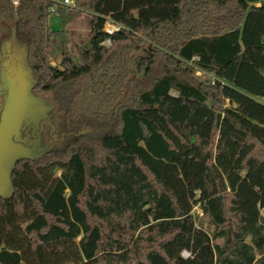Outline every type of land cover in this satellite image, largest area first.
<instances>
[{
	"label": "trees",
	"instance_id": "16d2710c",
	"mask_svg": "<svg viewBox=\"0 0 264 264\" xmlns=\"http://www.w3.org/2000/svg\"><path fill=\"white\" fill-rule=\"evenodd\" d=\"M74 2L0 0V83L20 44L59 117L0 197V264H264V0ZM54 13L90 24L61 67Z\"/></svg>",
	"mask_w": 264,
	"mask_h": 264
},
{
	"label": "rangeland",
	"instance_id": "374dc122",
	"mask_svg": "<svg viewBox=\"0 0 264 264\" xmlns=\"http://www.w3.org/2000/svg\"><path fill=\"white\" fill-rule=\"evenodd\" d=\"M49 23L52 29L60 30L58 41L55 44L56 55L51 64L61 67L62 47L78 59L80 47H83L90 39V24L87 17L67 15L65 18L54 13ZM1 70L0 104L9 111L12 110L10 117L21 122V129L29 125L31 126L30 131L35 130L36 137H31L34 142L31 147V156L40 155L56 145L55 131H57L59 117L54 98L51 94L39 92L33 88V79L26 62L25 52L20 44L14 46L7 58L2 60ZM138 73L143 74V71H138ZM195 74L202 80L213 79L210 74L200 69H196ZM193 214L197 225L213 234L214 227L199 205L194 206ZM247 240L250 242V237ZM214 241L223 243L221 238ZM184 254L187 255L186 252Z\"/></svg>",
	"mask_w": 264,
	"mask_h": 264
},
{
	"label": "water",
	"instance_id": "95a60500",
	"mask_svg": "<svg viewBox=\"0 0 264 264\" xmlns=\"http://www.w3.org/2000/svg\"><path fill=\"white\" fill-rule=\"evenodd\" d=\"M89 45L90 40L83 49L88 50ZM11 111L3 107L0 119V197H6L11 191V174L17 161L32 157L30 146L17 143L21 122L10 117Z\"/></svg>",
	"mask_w": 264,
	"mask_h": 264
},
{
	"label": "built area",
	"instance_id": "2783aa9c",
	"mask_svg": "<svg viewBox=\"0 0 264 264\" xmlns=\"http://www.w3.org/2000/svg\"><path fill=\"white\" fill-rule=\"evenodd\" d=\"M56 1H58L62 5H66V6H69V7H75V2L74 1H71V0H56ZM12 2L14 4H17L18 3V0H12ZM122 28H124L122 24H120L119 22L115 21L114 19H112L110 17H106V19H105V25H104V30L109 35L114 34L115 32L121 30ZM102 43L104 45H110L111 44V40H110V38H107Z\"/></svg>",
	"mask_w": 264,
	"mask_h": 264
},
{
	"label": "flooded vegetation",
	"instance_id": "af4514ba",
	"mask_svg": "<svg viewBox=\"0 0 264 264\" xmlns=\"http://www.w3.org/2000/svg\"><path fill=\"white\" fill-rule=\"evenodd\" d=\"M2 111H3V106H2V104H0V119H1ZM30 129H31V126L25 125V127H23L20 130L19 140H17V143H21V144H24L26 146L28 145V146L32 147L34 142L31 139V137H36L37 134H36L34 129L32 131H30Z\"/></svg>",
	"mask_w": 264,
	"mask_h": 264
}]
</instances>
